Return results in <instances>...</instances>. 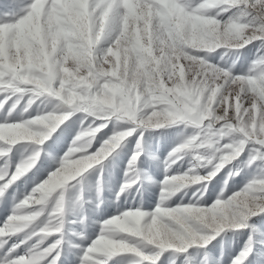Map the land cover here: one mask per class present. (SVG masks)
<instances>
[{"label": "clouds", "instance_id": "9594fccd", "mask_svg": "<svg viewBox=\"0 0 264 264\" xmlns=\"http://www.w3.org/2000/svg\"><path fill=\"white\" fill-rule=\"evenodd\" d=\"M235 3L236 0H202L191 11L186 10L191 6V0H186L185 5L175 3L173 7L179 11V23L177 18H168L166 13L164 16L154 14L145 28L146 47L134 42L131 34L123 35L122 23L106 49L98 47L102 40L99 35L87 48L79 40L54 41L51 51L44 53L43 66L39 70L10 77L8 86L13 93L30 95L15 122L0 124V141L8 145L0 148V156H5L19 142H28V145L8 180L0 185V197L6 194L11 184L37 168L42 157L46 156L54 164L46 177L36 183L27 195L13 202L10 214L0 226V237L5 238L4 243L17 234H23L21 244L38 237L20 256L25 258L26 264H32L41 254H50L61 245L65 226V191L70 182L104 161L137 131L139 135L133 159L129 163L125 182L116 192L117 198L139 179L135 164L141 154L144 132L182 126L177 134L178 142L164 158L165 175L159 182L155 207L151 211L139 207L128 209L103 220L92 246L106 240L134 256H140L142 260L150 261V264H156L167 250L183 252L197 244L205 247L225 229L245 226L247 213L261 197H250L235 208L224 205L222 211H214L211 206H199L195 201L168 206L173 197L179 195L183 199L193 186L192 196L198 198L202 195L207 182L226 165L236 161L245 148H248V156L243 164L257 160L264 162V151H261L264 149V60L253 61L261 70L258 76H236L229 81L226 90L236 101L231 113L227 103L222 109L216 103L220 98L227 101L224 91L218 93L216 100L204 95L198 103L183 96L169 99L174 89L186 87L195 92L192 81L183 77L176 79L173 57L176 64L183 58L191 70L193 66H214L206 57L217 49H223L219 57L226 68L213 72L208 79L214 83L223 76L227 80L229 69L239 58L238 51L232 50L242 49L250 41L264 36V27L260 28V35L257 36L249 24L242 21V13H233L223 22L216 19L219 14L216 9L224 11L226 9L221 7L222 4ZM153 7L160 8L158 4ZM161 12L164 10L161 9ZM101 25L105 38L116 32L115 22L105 28L102 18ZM193 31L198 35L195 40L192 39ZM73 48L83 49L87 57L86 60L73 59L72 70L79 76L75 82L69 79L71 72L66 66ZM116 49H123V67L119 63L113 64ZM232 56L236 59L229 63ZM81 72L83 75H80ZM165 75L171 81V88L164 84ZM252 77L256 78L258 87L250 85ZM37 100L40 114L24 118L28 107ZM214 103L216 107H213ZM185 104L190 107L186 108ZM244 104L248 106L244 107ZM75 113L83 114L80 127L66 148L57 155L50 147H45L46 142ZM109 124L112 131L105 135L104 130ZM6 125H15L16 131L5 134L3 129ZM98 134H103L104 138L94 151H90ZM223 138H227L228 142L221 143ZM186 156L192 157L195 163L189 160V168L168 174L171 166ZM260 166L264 168V164ZM201 168L205 169L203 174H200ZM8 174V161L5 160L0 168V179ZM229 174H233L231 169ZM250 183L264 192V180ZM76 199L79 201V196ZM223 204L219 201L218 207ZM46 209H50L46 217L39 227H35V222ZM137 209L141 210L139 216H131L130 213ZM29 219L35 221L31 226L27 222ZM37 231L43 235L37 236ZM53 234L61 235L45 248L37 250V246ZM20 257L9 264H17ZM55 259L53 257V261Z\"/></svg>", "mask_w": 264, "mask_h": 264}, {"label": "rangeland", "instance_id": "374dc122", "mask_svg": "<svg viewBox=\"0 0 264 264\" xmlns=\"http://www.w3.org/2000/svg\"><path fill=\"white\" fill-rule=\"evenodd\" d=\"M45 3H47V0H36L31 15L12 28L0 26V77L4 75L17 76L39 70V67L43 66L44 53L51 51L54 41L79 40L87 48L99 35L102 40L98 47H103L115 34L113 32L111 36L105 38L103 37L102 28L95 33L93 32L92 12L94 9L90 11L89 0H53V4L47 14L44 12ZM175 3L176 0H121L124 8L122 20L123 35L128 36L131 34L134 42L146 47L145 28L150 24L154 14L164 16L166 13L168 18L175 17L177 18V23H179V11L173 7ZM154 4H158L160 8H154ZM161 9L164 12H161ZM109 11L110 9L105 11L104 19L107 18ZM216 11L219 13L216 18L221 20L227 19L233 13H242V21L247 22L249 27L256 33H259L260 28L264 27V10L259 7V0H236L235 4L227 5L226 10L216 9ZM197 38V33L193 31L192 39L195 40ZM113 48L115 49V45H113ZM221 51L223 49H217L206 57L208 62L217 66H226L223 61H220L219 53ZM232 51H238L239 53L238 59L235 56L229 59V63L232 59H236L232 71L235 74H242L259 53H264V41L258 38L250 41L242 49ZM116 52L117 55L112 58L113 64L119 63L123 67V49H116ZM76 58L87 59L83 49L73 48L69 52V60L66 66L71 72L69 79L74 82L79 79V76L72 70L73 59ZM182 59L176 64V58L173 57V64L176 65L175 76H178L179 79L183 77L188 81L190 77L195 92L186 87L174 89L169 99H172L173 96H183L188 101L198 103L200 97H203L205 92H208V86L211 85L212 90L215 89L216 91L208 92V95L216 100V96L221 91V85L225 81L221 77L216 79L214 83L208 79L213 72H216L215 66H193L190 70L188 63L184 59L183 63H181ZM80 75H83V72ZM165 78H167V83H165ZM163 79L164 84L171 88L172 85L168 76L165 75ZM217 80L221 81L220 85L216 83ZM249 83L253 87H258L255 77H252ZM227 88L223 90L228 97L227 101L225 102L223 98H220L216 103L219 104L221 109L227 103L229 110L233 111L236 107V101L232 95H228ZM29 95L27 93L9 94L6 99L4 94L0 93V122H3L5 117L8 118V122H15L19 118L21 110L25 107ZM17 96H19V103H16ZM216 103L213 104V107H216ZM12 104L16 106L13 108ZM38 104V100L34 101L28 107L24 118L40 114L37 108ZM185 107L188 108L190 105L185 104ZM82 115L81 113L73 114L52 134L53 137L60 133V144L62 145V148L56 151L55 154L59 155L66 148L68 142L80 127ZM181 127L173 126L163 131L146 130L144 132V136L141 137V154L135 164L139 179L136 184L132 185L126 192L121 193L118 198L116 192L125 182L126 173L129 170V160L135 150L136 137L139 135V131L126 138L104 161L88 169L77 180L70 182V186L65 191V226L62 230L63 239L59 246L61 249V261L71 255L74 264H79L82 249L87 247L99 234L103 220L124 210L139 207L141 210L151 211L155 207L159 192V182L163 180L165 175L164 158L178 142L177 134L180 132ZM61 129H63V132H61ZM15 131V125H6L3 129L5 134H12ZM111 131L112 125L109 124L104 133L107 135ZM103 138V135L98 134L90 151H94ZM227 142V138L221 140V143ZM47 144L48 142H46ZM27 145L28 142H19L11 147V150L6 154L9 170L14 169L16 162L20 159L22 153L26 151ZM50 150L52 149L50 148ZM247 156L248 148L241 153V156L236 161L226 165L216 177L208 181L207 188L203 189V194L198 198L192 196V191L195 190V186H193L183 196V199L177 195L169 201L168 206L195 201L199 206L208 207L218 198L226 199L233 193L240 191L253 177L264 175V168L260 166L264 162L257 160L250 165H245L242 161H245ZM189 160H193V158L190 156L183 157L182 160L171 166L168 174L189 168ZM193 163H195L194 160ZM4 164L5 159L0 158V168ZM53 167L54 164L51 163L49 158L46 156L42 157L41 163L37 168L9 186L11 191L6 190L7 199L5 200L4 196L0 197V223H3L10 214L13 202L26 195L36 183L46 177L48 171ZM229 169L235 174H229ZM199 171L200 174H203L205 169L201 168ZM226 177L227 179L225 180ZM250 192L259 193L261 190L253 187ZM77 196L80 198L79 201L76 199ZM48 210L50 209H46L45 213L36 222L31 219L27 220L29 226L34 222L39 225L46 217ZM141 210L137 209L130 215L138 217ZM222 210L223 207L214 209V211ZM256 219V217H251L246 220L243 228L225 229L205 247L197 244L190 246L183 252H178L174 249L167 250L161 255L159 261H163V264H231V261L244 249L245 244L249 243V237H251L252 250L245 258L244 264H264V236L261 235L260 231L254 232L252 230V224ZM80 233L83 234L80 235ZM40 235H43V233L37 231V236ZM60 235L53 234L44 243H51ZM21 239H23V234H17L0 246V259L5 258V254L8 253V249L13 244L19 245L15 252L23 254L26 246H30L35 241V238H32L21 244ZM77 245L79 247H76ZM37 250H39V245ZM92 251L99 256L124 250L112 242L103 240L94 245ZM43 255H46V253L41 254L32 264H39V259ZM89 259L94 260L95 264H102L94 256L89 257ZM136 259L134 254L131 253H117L115 256L108 258L107 264H133ZM17 264H26L25 258L20 257Z\"/></svg>", "mask_w": 264, "mask_h": 264}, {"label": "snow or ice", "instance_id": "6c2138e0", "mask_svg": "<svg viewBox=\"0 0 264 264\" xmlns=\"http://www.w3.org/2000/svg\"><path fill=\"white\" fill-rule=\"evenodd\" d=\"M202 0H191V6L188 7L186 10L191 11L192 8H195L197 4H200ZM36 0H2L0 2V26H6L9 28H12L13 26L17 25L19 22L23 21L26 19L29 15L34 10ZM176 3L178 5H185L186 0H176ZM53 4V0H47V3L44 5V12L45 14L48 13L50 7ZM221 7L225 8L227 7L226 4H222ZM255 7V5H253ZM259 7L264 10V0H259ZM89 9L90 11L94 9L92 12V21H93V32H97L101 30L102 25H101V19L103 18L104 20V26L105 28L110 27L113 22L116 24V32H114V36L112 39H115V35L119 32L120 25L122 23L123 17H124V8L121 4V0H89ZM107 14V18L104 19V14L106 10H109ZM217 19V18H216ZM220 21H224L221 19H217ZM260 35V30L259 33H257V36ZM112 39L109 40L106 44V46H103L102 48H107L109 44H111ZM259 39L264 41V36H261ZM256 40V39H254ZM250 43V42H249ZM261 60H264V53H259L253 61L260 62ZM251 62L249 65L248 69L244 71L242 74H235L232 69H229V76L227 80H224L225 83L221 85V91H223L225 88L229 86V81L236 76H258L259 72L261 71L260 69L257 68L256 64ZM181 63H183V59L181 60ZM215 66L216 71H220L221 69L226 68V66ZM107 66L105 65V68ZM175 74V71H174ZM10 75H4L3 77H0V93H3L5 98L7 99L9 94H17L13 93L11 87L8 86V81L10 80ZM222 79H224L223 76H221ZM177 80H179V77H176ZM190 81V77H189ZM165 83H167V78H165ZM216 83L218 85L221 84L220 80H217ZM212 88L211 85L208 86V92H211ZM208 92H205V97L208 96ZM19 99V96L16 97V101ZM231 103V101H230ZM247 104H244V107H247ZM12 107H14V104H12ZM243 110V109H241ZM229 112L231 113L232 110L230 109ZM11 122H8V118L5 117V120L3 122H0V124H9ZM87 121H85V124ZM61 132H63V129H61ZM103 135V134H102ZM8 147L7 144H5L4 141H0V148H5ZM45 147H50L53 152H56L62 148V145L60 144V133H57L56 136H53L51 140L48 141V144L45 145ZM246 150V148H245ZM261 151H264V149H261ZM0 158H4L6 160V155L5 156H0ZM133 159V154L129 160L130 161ZM252 164V163H250ZM249 164V165H250ZM235 174V173H233ZM11 175V170H9L8 176H4L3 179H0V185L4 184L9 176ZM254 180H264V175L261 176H255L252 178L251 181ZM250 181V182H251ZM247 183L240 191L233 193L232 195L228 196L226 199L223 198H218L213 204H211V208L214 210L218 207V202L223 201V205H219L220 207H223L224 205H231L233 208L237 206H241L243 202L250 198V197H261L262 199L257 200V204L254 208L251 209L250 212L247 213V219L251 217H256V221L253 222L252 224V230L255 231H260L261 235L264 236V192H250V189L254 187L252 183ZM13 185V184H11ZM7 190L10 192L11 189L10 187L7 188ZM27 195V194H26ZM5 200L7 199V195H4ZM23 198V197H22ZM21 198V199H22ZM7 218V217H6ZM5 222V221H4ZM3 222V223H4ZM3 223H0V226L3 225ZM258 226V227H257ZM35 227H39V225H35ZM38 239V237H33ZM4 239L3 237H0V246L4 244ZM35 242V241H34ZM33 242V243H34ZM31 243V244H33ZM30 244V245H31ZM49 243H42L39 245V248H45ZM19 247L18 244H13L10 249H8V253L5 254V258L0 259V264H9L10 261H13L15 258L20 257L23 254H17L15 252V249ZM29 246H26V248ZM76 247H79L77 245ZM92 241L90 244L83 248L81 253H80V258H79V264H95L94 260H90L89 257H95L96 260H99L102 262V264H107L108 258L115 256L117 253H131L127 251H117L113 253H109L106 255H96L92 251ZM251 237H249V243L245 244L244 249L231 261V264H244L245 258L249 255V252L251 251ZM57 252H59V255L57 256ZM10 253V255H9ZM133 254V253H131ZM61 256V249L60 247L52 250L50 254L43 255L39 259V264H74L73 257L71 255H68L65 260L61 261L60 260ZM53 257H56V259L53 261ZM137 259L133 262V264H150V261L148 260H142L140 256H135ZM158 261H156V264H158ZM159 264H163V261H159Z\"/></svg>", "mask_w": 264, "mask_h": 264}]
</instances>
